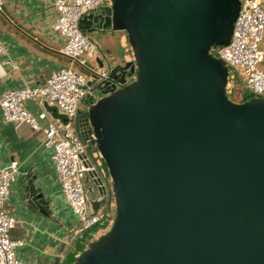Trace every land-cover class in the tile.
<instances>
[{"label": "water", "instance_id": "1", "mask_svg": "<svg viewBox=\"0 0 264 264\" xmlns=\"http://www.w3.org/2000/svg\"><path fill=\"white\" fill-rule=\"evenodd\" d=\"M238 6L114 0L99 16L94 30L126 32L133 60L112 67L88 107L115 207L73 264H264V97L230 99L209 52L226 43ZM25 192L46 210L32 180Z\"/></svg>", "mask_w": 264, "mask_h": 264}, {"label": "built area", "instance_id": "2", "mask_svg": "<svg viewBox=\"0 0 264 264\" xmlns=\"http://www.w3.org/2000/svg\"><path fill=\"white\" fill-rule=\"evenodd\" d=\"M4 1L0 0V11ZM104 1L53 0L57 17L52 30L64 38L61 53L70 64L51 73L39 86L24 85L6 89L0 94V111L5 122H25L33 129L43 131V144L52 150L51 159L61 191L77 217L64 240L60 263L78 237L93 226L102 224L110 215V187L88 152L87 146L92 139L86 134L83 136L84 126L80 118L81 114L85 115L81 112V103L93 95L98 85L109 80L112 70L96 41L79 27L80 21L95 13ZM263 37L264 0H239L230 41L216 46L215 51L233 72L231 75L236 78L238 88L261 97H264ZM0 54H6L1 40ZM98 62L102 65L99 66ZM5 63L15 67L9 60L0 62V76L4 75L2 65ZM27 99L56 107L64 119L48 120L47 127H41L40 120L47 119V113L44 110L37 115L31 113L24 106ZM17 173L18 163L15 160L0 167V264H22L15 256V249L24 241L11 235L15 220L4 208L10 183ZM91 194L99 202L96 209L90 205Z\"/></svg>", "mask_w": 264, "mask_h": 264}, {"label": "crops", "instance_id": "3", "mask_svg": "<svg viewBox=\"0 0 264 264\" xmlns=\"http://www.w3.org/2000/svg\"><path fill=\"white\" fill-rule=\"evenodd\" d=\"M91 14L99 18L106 12ZM89 15L83 19L90 20ZM56 17L53 0L4 1L0 11V40L6 54H0V62L9 60L15 67L10 63L2 65L4 75L0 76V94L24 85L39 86L51 73L70 64L61 53L64 38L52 30ZM93 31L96 32L94 28ZM99 32L105 34L101 37L102 43L94 40L110 66L123 63L112 35ZM261 48L264 50V37ZM24 106L34 115L41 110L47 113V119L40 120L43 128L47 127L48 120L64 119L56 107L46 102L27 99ZM43 142L41 129H33L25 122H5L0 111V167L13 160L18 163V173L10 183L4 208L15 220L11 235L24 241L15 249V256L22 264H56L58 260V264H62V244L77 220L61 191L51 159L52 150ZM29 180L42 192L47 201L46 210L27 202L25 187ZM92 202L95 200L91 194L90 205L94 208Z\"/></svg>", "mask_w": 264, "mask_h": 264}, {"label": "rangeland", "instance_id": "4", "mask_svg": "<svg viewBox=\"0 0 264 264\" xmlns=\"http://www.w3.org/2000/svg\"><path fill=\"white\" fill-rule=\"evenodd\" d=\"M113 2H114V0H105L102 3L101 7L98 9L97 13L106 12V8L111 7ZM93 28H94V23L91 22L89 24V27L87 29L83 30V32L87 36H89V37L91 36L92 40H94V39L96 41L98 40V42H100V44H101L102 43V38L101 37H103V35H105V34H103L102 32H94ZM105 32H109V34L112 35V37H113L114 43L118 44V48H117L118 51L117 52L120 53V57L123 58V61H124L123 63L121 62L120 64L123 65L124 63L133 60L132 49H131V47L129 45L128 37H127L126 32H124V31H105ZM107 35H108V33H107ZM230 37H231V34L228 35V37L226 38V43L230 41ZM211 52H213V50H211ZM89 64H91V63H89ZM116 64H118V63H116ZM116 64H114L113 66H116ZM222 66H223L224 74H225V78H226L225 87H226V93H227L228 97L230 99H232L233 101H237V102L241 101V98H242L241 92L238 91V88L236 86L235 80L231 77V74L233 72L225 64H222ZM133 78H134V76L133 77H129L128 81L133 80ZM98 96H100V93L97 91V89H95L93 95H91L90 98H86V100L81 103L80 107H81V112H83V114L87 115V111H88L89 105L92 102H94L98 98ZM87 149H88V152L91 155L93 161L97 164L98 168L100 169L101 173L103 174L106 183L110 187V191H112L111 178L109 176L108 179H107L105 174H104V171H103V169L101 167L102 160H101V158L99 156L100 153H99L98 149L96 148V146L94 144H88ZM107 172H108V170H107ZM113 205H115V202H114V198H112V196H111L110 208H112ZM110 208H109V210H110ZM112 215H113V213H112ZM102 233H104V231L99 230L96 238L99 237ZM94 240L95 239H93L92 241H94Z\"/></svg>", "mask_w": 264, "mask_h": 264}, {"label": "trees", "instance_id": "5", "mask_svg": "<svg viewBox=\"0 0 264 264\" xmlns=\"http://www.w3.org/2000/svg\"><path fill=\"white\" fill-rule=\"evenodd\" d=\"M81 30L83 31L84 29H81ZM216 49H217V47L216 46H213V47L210 48L209 52L211 53V55H213L214 57L218 58L217 55H216V52H215ZM211 50H213V52H211ZM222 64H224V63L222 62ZM231 77L235 80V83H236V86H237V80H236V78L233 77L232 75H231ZM237 88H238V86H237ZM238 91H240L241 92V95H242L241 101L247 100V99H249L252 96L250 93H247L246 91H242L239 88H238ZM82 125L84 126V129L87 130L86 135L89 136L92 139V141H93L94 138L91 136V134H93V133H92V130H91V126L89 124V121L87 119V115L85 116V119H82ZM99 156H100V158L102 160L101 167H102V169L104 171V174H105L106 178L108 179L109 174L107 172V168L105 166V162H104V160H103V158H102V156L100 154H99ZM110 194H111V196L113 198L112 191H110ZM114 207L115 206L113 205V207L110 208V210H109L110 211V215L108 216V218L102 224H98V225L93 226L91 229H89L88 231H86L84 234H82L80 237H78L73 242V244L71 245V247L67 251V253L65 255V258H64L62 264H73L74 261L79 256V254L84 249L87 248L88 243L89 242H92L93 239H96V236L98 234V231L101 230V231H104L105 232L109 228L110 223L112 221V218L114 216ZM112 213H113V215H112Z\"/></svg>", "mask_w": 264, "mask_h": 264}, {"label": "flooded vegetation", "instance_id": "6", "mask_svg": "<svg viewBox=\"0 0 264 264\" xmlns=\"http://www.w3.org/2000/svg\"><path fill=\"white\" fill-rule=\"evenodd\" d=\"M100 14H103V13H100ZM100 21H101V22H100ZM99 22H100V26H101V28H104V24H105L106 20H105V19L100 20V18H98L97 21L94 23V25L96 26ZM108 28H110V27H107V28H105V29H98V30H96V32H99V31H109ZM123 65H124V64H123ZM128 78H129V77H126V80H127V81H128ZM85 116H86V115H82V114H81L80 118H81V119H85ZM86 132H87V130L82 129V134H83V136H85Z\"/></svg>", "mask_w": 264, "mask_h": 264}]
</instances>
